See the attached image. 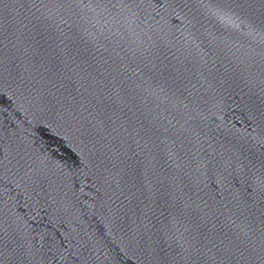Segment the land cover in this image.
Returning <instances> with one entry per match:
<instances>
[{"label":"water","instance_id":"water-1","mask_svg":"<svg viewBox=\"0 0 264 264\" xmlns=\"http://www.w3.org/2000/svg\"><path fill=\"white\" fill-rule=\"evenodd\" d=\"M0 264H264V0H0Z\"/></svg>","mask_w":264,"mask_h":264}]
</instances>
